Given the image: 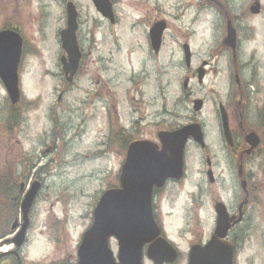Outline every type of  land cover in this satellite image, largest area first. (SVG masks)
I'll use <instances>...</instances> for the list:
<instances>
[{
  "label": "rangeland",
  "instance_id": "374dc122",
  "mask_svg": "<svg viewBox=\"0 0 264 264\" xmlns=\"http://www.w3.org/2000/svg\"><path fill=\"white\" fill-rule=\"evenodd\" d=\"M117 1L118 23L110 25L108 20L94 10L90 0H75L82 16L83 37L93 38L97 46H94L85 63L86 73L77 76L74 88L59 103L57 98L64 80L57 58L61 50L60 44L55 37L63 22L62 4L60 0L21 2L18 15L22 19L19 26L26 54L19 72L21 106L18 108L22 122L20 127L10 132L5 131L6 125L11 126L5 125L9 103L0 82V166H7L13 155L38 156L42 147L56 146L54 152L49 154L48 159L51 161L46 165L47 173L43 176V181L40 180L44 187L38 197L35 218H32L28 241L24 247V254L28 259L45 260L52 257L50 253L75 254L80 235L90 224L91 211L99 194L116 183L115 175L120 170L124 154L117 151V142L109 141L106 135L107 115L111 113L115 118V113L101 106L100 117L90 124L89 135L82 139L73 136L74 133H79L78 117L67 124V104L91 113V109H86L90 101L83 90L96 87L98 77L106 100L113 98L112 93L119 97L120 113L136 111L137 104L151 114V123L143 127L150 139H155L158 129L179 127L190 122L194 98H203L205 101V107L197 117L209 126L210 131L215 129L211 105L216 104L214 99L221 91L224 69L223 59L215 60L213 65L211 61L216 52L224 47L222 41L226 18H231L233 25H238L234 16H239L244 8L247 9L250 0H217L219 4L215 5L211 3L215 0ZM13 13L14 8L6 11L5 15ZM153 20L166 22L162 47L157 55L147 42L148 30ZM241 23L245 27L246 24L252 26L249 30L241 27L239 32L237 30V36L242 42L240 60L242 64L248 63L242 77L250 80L255 78L254 72L258 73L256 81L260 92L256 94L257 88L253 85L250 96L252 102L260 103V99L264 100V13L242 20ZM185 42L192 53L193 68L202 60H210L211 66L208 76L201 84L196 79L190 80L187 95L182 89V81L188 75L181 47ZM213 67L218 70L217 73L213 72ZM212 89L213 94L210 93ZM182 96L185 98L177 104L178 98L181 99ZM159 113L161 117L156 118ZM52 125L55 127L50 136ZM68 125L70 131L67 137L65 126ZM46 139L50 142L47 143ZM41 144L46 146L41 147ZM207 145L208 154L221 157L218 138L211 134ZM187 149L186 180L178 187L173 186L172 192L164 194L166 201L161 207L165 234L181 248L186 247L190 237H182L180 234L186 225L183 218H196L199 214L195 210V204H190V192L195 191L197 183L202 184L204 193L207 189L206 177L201 172L204 167L203 153L194 145ZM33 179L35 180L34 177ZM202 203L200 214L202 218H209L210 203L206 196ZM8 207L10 204L7 205L0 191V214H9L11 209ZM49 215L58 218H50ZM54 219L67 221V229L62 224V228H57L62 234L60 243L54 240ZM9 224L8 220V227ZM203 228L206 230L207 223ZM112 249L116 251V243ZM144 264L151 263L145 261ZM175 264H183V260L180 259Z\"/></svg>",
  "mask_w": 264,
  "mask_h": 264
},
{
  "label": "flooded vegetation",
  "instance_id": "af4514ba",
  "mask_svg": "<svg viewBox=\"0 0 264 264\" xmlns=\"http://www.w3.org/2000/svg\"><path fill=\"white\" fill-rule=\"evenodd\" d=\"M90 1L94 10H96L93 0ZM110 1L116 14L118 1ZM253 1L254 0H250L249 4ZM21 2L22 0H0V30L17 29L21 32L19 25L22 17L18 15L20 14ZM60 2L62 4L63 22L57 29L55 38L60 44L59 36L61 31L68 27L70 12L73 16V23L75 26L74 38L76 45L79 47L81 60L77 75L71 78L68 76L70 79L68 83L64 80V85L59 93L60 97L58 96V103L74 88V82L77 76L86 73L85 63L89 60L94 46H97L93 38L83 37L82 16L75 0H60ZM215 2L217 4L219 3L217 0H215ZM261 2L264 3V1ZM12 8H14V13L10 16L5 15V12L10 11ZM249 8L250 7L247 9L244 8L239 16H234V19L238 21V25L236 23L232 25L236 32L235 49L233 50L228 45H225L223 39L224 47L216 52L213 61H211L213 65L215 60L220 61L223 59L224 69L222 72L223 83H220L221 91L218 93L217 98L214 99L216 104L211 105V117L215 124V129L213 128L210 131L209 126L197 117V115L202 112L203 107H205L203 98L202 109L200 111H195L192 108L191 116L189 117L190 123L193 122L198 124L199 127L201 126L202 138L205 144L200 148L198 144L190 138L187 147H193L194 145L196 149L198 148V150L203 153L202 159L204 167L201 172L205 175L207 183L206 193L203 192L202 184L197 183L195 185V191L190 192V204H195V210L200 214V210L204 204L202 203V199L206 196L210 203L211 214L209 218H202L201 214H197L196 218H183L186 225L182 228L180 234L182 237L190 236L186 247H178L166 236L161 207L166 201L164 194L172 192L173 186L178 187L179 184H182V182L186 180L187 148L185 151V175L183 179L180 181L169 180L165 183L163 188L153 190L152 209L154 221L160 229V237L168 241L174 247L176 260L173 264L180 259L183 260V264H188V257L192 247H205L210 241L220 242L228 249H231L232 264H264V100L259 98L260 103L257 101L256 103L252 102L250 94L253 93L251 92V89H254L253 85L257 88L256 94L260 92V86L258 87V82L256 81L258 74L254 72L255 74L253 77L255 78L250 80H245L242 77V73L244 69L246 70L248 63L242 64L240 61L242 42L237 36V30L239 32L240 27L245 30L252 28V26L247 24L246 27L242 25V20L246 21L247 19L263 14L264 7H261L259 13L256 15H252L249 12ZM115 18L116 23H118L117 16ZM116 23L115 25H117ZM147 42L151 49L149 38ZM185 43L181 44V47L186 57ZM61 55L59 51L57 56L58 60ZM184 63L188 75L185 77L186 82H183L182 89L184 90L183 93L187 95L189 79H196L200 71L205 73L204 78L207 77L211 66L210 60H202L195 68L191 66V62L187 63L184 61ZM213 70L214 73L218 72L215 67H213ZM96 82V87L83 90L90 101L86 107V109H91L90 114L83 110H75L70 104L66 105L68 117L67 124H70L75 117H78V126L81 129L79 137L89 135V126L100 117L99 109L103 106L107 108L108 111L111 112L112 110V112L115 113V118L111 113L107 115L106 135L109 141L115 140L117 142L119 147L117 148L118 152L125 155L129 143L134 141H157L158 133L160 130H165V128L156 131L155 139L148 138L143 127L151 123V114H149L144 107L137 106L136 104L138 108L136 111L128 114H125V112L120 113L118 111L119 97L112 93L113 98L106 100L103 97V95L106 94H102L101 91L100 77L97 78ZM134 84L139 86L137 82H134ZM211 91L210 93L213 94V89ZM188 97L189 95L187 98ZM183 98L185 97L182 96L181 99L178 98L177 104L180 103ZM131 99L134 100V97ZM159 117H161V113L156 116V118ZM223 117H225L226 126ZM176 127L177 126H174L169 129ZM211 134L218 138L221 143V157L216 154H208L207 152V139ZM42 146L46 145L41 144V147ZM51 151L52 147H45L40 151V155L45 156ZM38 157L40 156L38 155ZM38 157L13 155V157L9 159L7 166H0V189H2L0 191L2 192L4 201L7 200V205L10 204L8 208L15 209L11 216L6 213L0 214V224L5 223L7 225L4 228H0V264H78L79 258L77 257V251L81 246L85 247L86 245L84 238L86 232L93 226L92 218L90 219V224L80 235L75 254L66 252L53 255L54 253H50L49 255H52V257L45 260L28 259L24 254V247L28 241V231L32 224V218H35V213L32 214L34 205L27 218H23L18 209L24 188L29 185L33 177L37 179L38 170L43 169V167L37 168L35 174L32 176V172L36 167H28V159L36 160ZM25 159L26 162L24 161ZM115 180H118L117 174L115 175ZM33 181L36 180L33 179ZM114 187L116 189L119 186L115 183L109 185L107 189ZM13 189H15V191L10 193L8 197V193L13 191ZM39 192L37 193V197ZM173 201L174 200H172V202ZM3 218H8L10 222L9 227L8 221H1ZM25 222L27 223L26 234L24 239L21 240L19 232ZM205 223H207L206 230L203 228ZM196 227H198V229L195 230ZM56 235L59 238L54 240L60 243L59 240L62 238L60 230L58 232L56 229ZM112 236L115 235H111L107 238V248L111 252L114 262L118 263V255L116 254L118 251L117 241L115 238H111ZM114 243H116V253L112 249ZM149 244L150 243L144 244L142 247L143 257L147 253ZM150 263L153 264L152 262Z\"/></svg>",
  "mask_w": 264,
  "mask_h": 264
},
{
  "label": "water",
  "instance_id": "95a60500",
  "mask_svg": "<svg viewBox=\"0 0 264 264\" xmlns=\"http://www.w3.org/2000/svg\"><path fill=\"white\" fill-rule=\"evenodd\" d=\"M103 16L114 23L109 0H93ZM259 11V3L251 7L252 13ZM165 23L153 25L149 31L152 48L158 51ZM75 26L69 12L68 27L62 30L61 47L67 58L62 57V69L70 78L75 74L80 53L74 38ZM225 43L234 47L235 32L230 23L227 27ZM22 41L13 31H0V80L12 104L19 101L18 65L21 57ZM186 58L189 62L187 46ZM203 73H200L201 80ZM200 101L195 102L198 110ZM198 143L201 132L196 125H185L174 131L158 133L161 143L137 141L129 145L121 169V188L106 191L93 211L94 223L85 234V247L78 250V264H141L142 247L150 243L147 256L155 264L176 259L174 247L160 237V229L154 222L151 211V193L154 186L161 187L168 178L179 179L183 174V153L189 136ZM33 185L22 205L26 213L37 190ZM26 224L23 225V230ZM23 230L21 235H23ZM115 235L119 242V263H115L107 248V238ZM188 264H232L231 249L220 242L210 241L205 247H192Z\"/></svg>",
  "mask_w": 264,
  "mask_h": 264
},
{
  "label": "trees",
  "instance_id": "16d2710c",
  "mask_svg": "<svg viewBox=\"0 0 264 264\" xmlns=\"http://www.w3.org/2000/svg\"><path fill=\"white\" fill-rule=\"evenodd\" d=\"M11 111H12V112L9 113L8 118H7V121H8V122H11L12 125H13L14 123H17V117H16V115H15V111H13L12 109H11ZM11 120H13V121H11ZM10 125H11V124H10Z\"/></svg>",
  "mask_w": 264,
  "mask_h": 264
},
{
  "label": "bare ground",
  "instance_id": "6f19581e",
  "mask_svg": "<svg viewBox=\"0 0 264 264\" xmlns=\"http://www.w3.org/2000/svg\"><path fill=\"white\" fill-rule=\"evenodd\" d=\"M212 1V0H211Z\"/></svg>",
  "mask_w": 264,
  "mask_h": 264
}]
</instances>
